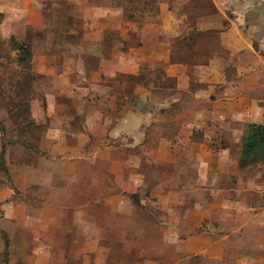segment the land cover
<instances>
[{
	"label": "rangeland",
	"instance_id": "rangeland-1",
	"mask_svg": "<svg viewBox=\"0 0 264 264\" xmlns=\"http://www.w3.org/2000/svg\"><path fill=\"white\" fill-rule=\"evenodd\" d=\"M244 1L105 2H110L107 6L121 12L123 18V11L132 12L134 22L156 21L160 4L167 2L169 9H176L182 19L178 25L172 24L174 30L177 28L187 36L195 31L200 33L192 40H185L186 46L178 42V38L172 42L169 39L172 59L188 66L184 71L187 75L182 78L189 76L190 81H183L182 85L167 77L157 63L122 53L129 42L122 40L116 30L102 34L99 40L89 37L88 41L98 43L108 60L100 70L86 73L84 94L73 97H117L119 111L124 109L127 99L134 113L141 110L136 104L141 98H146L145 105L149 106L150 123H145L149 124V131L145 130L147 138L142 142L146 147L126 145V150L124 145L132 143L130 138L124 135L109 137L107 126L113 120L109 118L107 106L102 105L103 101L102 110L95 107L92 112L96 115L91 120L93 132L90 133H79L83 120L78 117L71 120L78 131L74 135L47 134L50 121L33 118L44 109L46 94L48 97H71L68 92L71 87L61 85L62 82L52 86L50 80L34 73L32 58L29 65L24 64L12 43H26L32 57L34 45L44 51L77 44L81 21L75 19L77 13L73 5L64 0H39L44 3L45 20L55 16L48 24L47 40L45 33L35 34L29 29L18 37H3L0 32V122L4 127V133L0 132V179L14 189L16 201L28 200L34 211L43 208L41 214L29 215L32 219V228H29L42 238L37 244L36 261L22 262L19 258L18 240L22 239L23 232L17 225L15 235L11 236L15 237L16 245H10L9 238L1 234L7 245L4 244V251L0 252V264H264V161L247 166L238 163L240 139L246 125L264 124V71L240 69L243 53L245 64H253L252 49L247 46L245 52V48L237 45V36L245 29L251 35L252 8L245 17L249 24L237 16V7ZM101 3L103 1H89L90 6ZM260 9L264 10V4ZM237 27L239 33L234 31ZM69 28L77 32L72 33ZM225 31H229L226 39L233 45L229 50L220 46V32ZM114 45L118 51L112 48ZM211 57H223V62L217 64L223 65L225 83L214 87L199 80L206 71L195 69V63L190 60ZM185 94H196L199 98L190 101L198 114L191 118L184 114L182 119L190 118L198 128H206L202 136L203 151L198 147L192 153L203 156L210 150L213 161L223 165L218 174L201 175L197 181L193 176L187 178L194 189L189 192L177 189L181 184L187 185L179 182L185 175L180 176L172 167L152 162L159 137L158 123L163 124L164 130L182 128L178 127L182 123L179 120L174 123L172 118L179 106H166L161 111L163 117L158 120L159 104L170 102L169 97ZM118 119L117 114L116 121ZM56 122L54 129L62 124L59 119ZM64 143H70V147L65 149ZM114 146L119 147L117 151ZM125 157L134 158L137 163L124 166ZM192 169L196 170V166ZM133 172L138 174L131 180L128 175ZM13 175L19 177L16 179ZM127 176L130 177L128 181ZM117 193L118 198L113 196ZM193 204L200 208L190 215L189 223L184 219L189 214L180 211ZM203 207L218 211V214H206V219L202 220L200 210ZM1 214L0 210V217ZM39 218L50 220L51 226L38 223ZM175 218L177 223L174 224ZM188 235L193 242L189 251H183L179 242ZM7 250L13 251L16 259L11 260L13 263L7 260ZM22 252L24 257H29L27 251Z\"/></svg>",
	"mask_w": 264,
	"mask_h": 264
},
{
	"label": "crops",
	"instance_id": "crops-1",
	"mask_svg": "<svg viewBox=\"0 0 264 264\" xmlns=\"http://www.w3.org/2000/svg\"><path fill=\"white\" fill-rule=\"evenodd\" d=\"M64 1L73 5L77 13V18L75 19L81 21L80 34H77L80 35V39L75 45H61L54 50L48 48L43 51V49H39L34 45L32 48V70L34 73L44 76L43 78L45 80H50L52 86L60 85V82H62L61 85L70 86L71 89L70 91L68 90V92L71 97H48L46 94V97H43L45 102L44 109H40L38 114L33 115V118L37 120L45 118L50 121L47 134L59 132L74 135L78 133V131L72 125L71 120L78 117L81 119L80 121L83 120L82 123L79 124V126L82 125V130H80L79 133H90L93 132L91 120L96 115L92 112L96 110L95 107L98 110H102L100 104H102L103 101L104 104L102 105L107 106L109 118L112 117L111 119L113 120L112 122H109V125L107 126L109 137L116 138L120 136L123 137L124 135V137L130 138L132 143L125 144V150L127 148L126 145L137 146L140 144L139 147H146L142 143L144 139L147 138V131L145 132V130L149 131V124H145L149 121L147 117L149 114V106L145 105L146 98H141L139 102H136L141 110L140 112L134 113L130 108V103L126 101L127 99L124 102V109L119 111L116 102L117 97L73 96L84 94L85 89L87 88L86 73H94L100 70L104 65V61L108 60L104 57L98 43L88 41L89 37L92 36V39L99 40L102 34L108 32L112 33L115 30L122 40L129 42L126 50L122 53H125V55L129 57H132L133 55L137 58H141L143 61H149L151 64L157 63L162 66L161 68L164 69L167 77L176 80L177 85H182L183 81H190L189 76L185 77V79L182 78L187 75L184 71H187L188 66L182 63V61L172 59L174 57L172 55L173 52L171 51L172 40L184 36L182 35L183 32H179L177 28L174 30V28L171 27L175 22V24H179L181 19L179 16L180 14H178L177 10L174 8L170 10L169 4L166 2L160 4L156 21L134 22L123 18L121 12L109 8L108 6L110 5V2L108 4L105 2L110 0H101L104 5L101 3L97 5L93 4L92 6L89 5L90 0ZM98 1L101 2L100 0ZM43 4L44 3H40L39 0H0V32L2 33V36L7 37L13 35L18 37V35L24 32V30L29 29L31 32H35V34L45 33V39L47 40L50 31V29H47L48 24L53 21L55 16H51L52 18L49 21H46L45 15L42 13ZM261 4H264V0H253V2L246 0L242 4H239L237 7L238 9L236 10L239 14L237 16H240L241 21L245 24H249L248 20L246 21L245 19V17L247 18L248 16V14H246L247 11H250L251 8L253 10L251 13V35L248 34V29L246 30L242 27L245 30L240 36H237L238 48H245L243 49L245 51L247 46H249L252 49L253 64L251 66H249V63L245 64L243 61L244 51H240L243 53L240 69L259 71V73L264 71V10L260 9ZM69 29L72 33L74 31L77 32L75 28ZM234 31L239 33L238 27ZM226 32L229 31L220 32V46L224 50H229L233 45L226 39L228 38ZM169 39L171 42H169ZM133 42H135V44H132ZM250 43L252 46H250ZM112 48H115L116 51H118L117 46L114 45ZM213 57L208 58L207 60L204 59L203 61H196L193 65L195 66V69L204 68V71H206L205 75L199 80H205L211 87H214L216 84L222 85L225 83L222 78L223 65L217 64L218 62H223V57ZM178 91H181V89L176 92ZM207 97L210 99V97H212L211 93ZM169 98L170 102L165 100L166 102L162 105L159 104L160 107L156 113V117L158 120H161L163 117V115H161L162 109L166 106L169 107L172 104L178 105L179 109L175 111L176 113L174 112L175 115L172 118L174 123L179 120L182 124L178 127L182 128L181 130H164L163 124L161 125V123H158L156 129L159 137L155 144L156 154L152 162L164 165L165 167H172V169H174L177 174H180V176L185 175L184 179H180L179 182L180 184L187 183V185L181 184L177 189L182 188V191L188 190L189 192L194 189L191 187V181L187 180V178L193 176L197 181V178H200L201 175L213 174L214 172L218 174L222 171L223 165L213 161V155L210 150L206 151V153L204 152L203 156L192 153V151H195V149L197 150L198 147L201 149L204 147L202 136L203 133L206 132V128H198L194 125L195 122H192V119H190L191 117H194L195 114L196 116L198 114V110L190 106V101H198L199 98L196 94H193L192 96L185 94L183 96ZM185 107L187 108L184 109ZM117 114L119 119L116 121ZM184 114H187L185 117L190 118L182 119ZM57 119H59L64 125L61 124L58 129H54L58 123H55ZM69 126L74 128H69ZM100 127L105 126L100 125ZM54 146L57 147L56 143H54ZM68 147H70V143H64V148L67 149ZM118 148L119 147L114 146L115 151H117ZM196 161L199 162L195 164ZM132 162L137 163L136 159L125 157L123 165L128 167L129 165L131 166ZM134 165L137 166V164ZM194 165L196 166V170L192 169ZM137 174L138 173L133 172V174L130 173L128 176L133 180V177ZM15 176L16 179L19 177L18 175H13L12 177ZM128 176L126 177V181L130 178ZM141 180L143 182L142 177ZM14 195V189L8 184V182L4 179H0V210L2 213L0 217V229L9 238L10 245L14 246L16 245V242L13 241L15 237L11 236L15 235L17 229L16 226L18 225L19 229L23 232L22 239L18 240V242H20L18 256L23 260L22 262H24V260L36 261V255L38 254L37 244L42 241V238L29 228H32V219L29 215L33 213L41 214L40 211H42L43 208L34 211V208L29 204L28 200L21 199L16 201ZM113 196L118 198L119 194L117 193ZM142 204L144 205L145 203L142 202ZM199 208L200 207L196 204H193L190 207L188 206L185 210L180 211V213L189 214L188 218L184 217V219L186 222L189 221L190 223V215L196 213ZM200 213L203 215L202 220H205L207 217L206 214H218V211L214 212L208 207L207 209L203 207L202 210H200ZM38 220H40L38 223L43 226L51 224V221L46 218H39ZM175 223H177V218H175L174 224ZM173 227L178 229L177 225H174ZM27 238H29V240ZM167 240L169 241L170 239ZM191 242H193L192 236L188 235L185 240H182L179 243H182L184 247H182L183 251H189L190 249L188 248ZM4 244L5 238L0 233V252L4 251ZM200 250L202 252L203 247H201ZM7 251L9 252L7 260L10 261V263H13L11 260L16 261L13 257V251ZM22 251H27L29 257H24Z\"/></svg>",
	"mask_w": 264,
	"mask_h": 264
},
{
	"label": "trees",
	"instance_id": "trees-1",
	"mask_svg": "<svg viewBox=\"0 0 264 264\" xmlns=\"http://www.w3.org/2000/svg\"><path fill=\"white\" fill-rule=\"evenodd\" d=\"M119 6L122 5L119 4ZM123 14L125 15L124 17L127 20H132V21L135 20L134 14L132 12L124 13L123 11ZM198 34L200 33H198V31L197 32L195 31L191 35L190 34L188 36L184 35L178 38L177 41L183 43L186 46L185 40L186 41L192 40L193 38L198 37L199 36ZM12 46L14 50L19 52L20 61L24 62V64L26 65H29L32 58V53L29 46L26 43L23 42L19 43L17 41L16 42L13 41ZM186 48L189 49V47ZM190 60H193L194 63L196 61H199L197 58L194 59L192 58ZM0 132L4 133V127L1 124V122H0ZM262 161H264V124L249 123L246 125L245 130L240 139V153H239L238 163L240 166H247V165L260 163ZM0 233L2 235H5V233L1 229H0ZM5 245H7L6 240H5Z\"/></svg>",
	"mask_w": 264,
	"mask_h": 264
}]
</instances>
